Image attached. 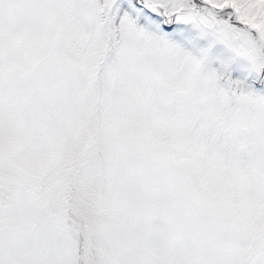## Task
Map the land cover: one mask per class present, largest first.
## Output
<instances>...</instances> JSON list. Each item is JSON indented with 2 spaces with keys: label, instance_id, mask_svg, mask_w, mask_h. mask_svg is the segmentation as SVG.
Masks as SVG:
<instances>
[{
  "label": "snow or ice",
  "instance_id": "obj_1",
  "mask_svg": "<svg viewBox=\"0 0 264 264\" xmlns=\"http://www.w3.org/2000/svg\"><path fill=\"white\" fill-rule=\"evenodd\" d=\"M0 264H264V0H0Z\"/></svg>",
  "mask_w": 264,
  "mask_h": 264
}]
</instances>
